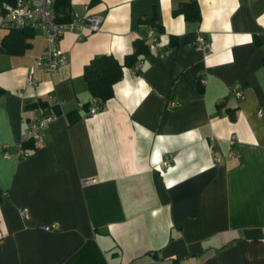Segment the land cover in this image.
<instances>
[{"label": "crops", "instance_id": "0c3cea01", "mask_svg": "<svg viewBox=\"0 0 264 264\" xmlns=\"http://www.w3.org/2000/svg\"><path fill=\"white\" fill-rule=\"evenodd\" d=\"M191 1L198 22L172 15ZM55 5L60 20L103 22L61 37L68 63L56 74L36 66L45 41L33 30L22 55L0 52V264H264V0ZM151 31L168 56L140 55L138 75L124 68L89 115L84 67L123 64ZM199 35L212 54L196 49ZM49 95L60 114L19 158L28 127L53 113Z\"/></svg>", "mask_w": 264, "mask_h": 264}, {"label": "built area", "instance_id": "2783aa9c", "mask_svg": "<svg viewBox=\"0 0 264 264\" xmlns=\"http://www.w3.org/2000/svg\"><path fill=\"white\" fill-rule=\"evenodd\" d=\"M54 5L55 0H13L12 2H7L2 5V14L0 18V33L31 29L44 37L45 51L37 58L36 66L50 75L58 73L68 63L67 53L59 46L61 37L66 32L83 31L85 29H87L88 32H97L100 30L103 22L101 16L94 14H88L84 17L74 15L69 20H60L55 12ZM146 39L149 53L161 58L168 56L169 52L162 49L159 35H157L156 32L151 31ZM195 47L206 56L212 54V47L203 35H199ZM142 67L143 62L139 60L136 61L130 68L132 76L136 77ZM205 79V77L199 78L201 85L205 84ZM25 82L29 86H37V82L33 78L32 69L27 70ZM242 90L240 84H234L231 88V92L236 99H242ZM48 100L53 107H60V102L55 96L49 95ZM99 111L100 107L95 100L88 113L89 115H94ZM258 114L260 115L261 113ZM56 116L57 115L54 113H51L49 116L44 117L28 127L27 132L21 139V147L18 151L19 158H27L30 156V152L22 147L23 143L32 142L34 149L43 143V133ZM4 157L8 158V155L4 154ZM213 160L214 162H219L218 158H214ZM167 165V162H164L160 167L164 168L167 167ZM94 182V179L84 180L83 185ZM20 216L21 218H25L26 211L21 210ZM3 238L4 234L0 226V241L3 240Z\"/></svg>", "mask_w": 264, "mask_h": 264}, {"label": "trees", "instance_id": "16d2710c", "mask_svg": "<svg viewBox=\"0 0 264 264\" xmlns=\"http://www.w3.org/2000/svg\"><path fill=\"white\" fill-rule=\"evenodd\" d=\"M12 1L13 0H0V9L4 3ZM55 12L58 13L57 5H55ZM172 15H182L184 19L189 22H198L201 19L199 6L195 1L181 4L172 11ZM142 21L155 26L158 32H161V29L154 24V20H141V22ZM34 36L35 33L31 29L11 31L0 41V52L6 55L20 56L24 51L30 48L31 44L29 40ZM140 55H148V47L143 40L134 43V52L125 57L123 64H120L111 56H99L93 58L89 64L84 67V82L89 94L96 100L100 109L107 101L113 98V86L122 79L123 69L131 68ZM198 86L202 87L199 80ZM52 111L55 114H60L57 107H52ZM29 146L33 147V143L26 142L22 144L24 149Z\"/></svg>", "mask_w": 264, "mask_h": 264}]
</instances>
